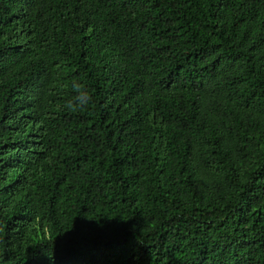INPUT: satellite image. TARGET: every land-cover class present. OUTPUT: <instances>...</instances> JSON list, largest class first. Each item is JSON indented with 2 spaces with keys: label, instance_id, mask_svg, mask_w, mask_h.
<instances>
[{
  "label": "trees",
  "instance_id": "trees-1",
  "mask_svg": "<svg viewBox=\"0 0 264 264\" xmlns=\"http://www.w3.org/2000/svg\"><path fill=\"white\" fill-rule=\"evenodd\" d=\"M0 264H264V0H0Z\"/></svg>",
  "mask_w": 264,
  "mask_h": 264
},
{
  "label": "clouds",
  "instance_id": "clouds-1",
  "mask_svg": "<svg viewBox=\"0 0 264 264\" xmlns=\"http://www.w3.org/2000/svg\"><path fill=\"white\" fill-rule=\"evenodd\" d=\"M77 91L80 93L76 99L80 102L81 105L85 104L87 101L90 100V97L87 96L86 92H82L79 89Z\"/></svg>",
  "mask_w": 264,
  "mask_h": 264
}]
</instances>
